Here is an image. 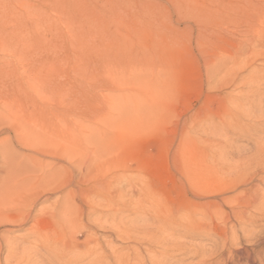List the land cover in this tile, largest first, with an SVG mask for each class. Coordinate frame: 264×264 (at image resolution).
<instances>
[{
    "label": "rangeland",
    "instance_id": "374dc122",
    "mask_svg": "<svg viewBox=\"0 0 264 264\" xmlns=\"http://www.w3.org/2000/svg\"><path fill=\"white\" fill-rule=\"evenodd\" d=\"M0 13V104L10 103V174L26 167L28 176L39 160L53 161L22 148V128L41 131L27 139L40 151L74 152L77 166L59 171L58 187L62 193L71 185L80 189L78 200L88 211L77 229L93 228L103 238L97 217L114 210L123 222L135 212L155 215L160 203H185L188 210L195 196L212 197L192 184L200 170L263 162L264 0H0ZM56 130L60 137L51 143L48 135ZM87 153L97 156L95 164L81 156ZM252 169L237 194L253 180L264 195L255 176L260 168ZM43 195L37 209H50L59 196ZM35 222L44 227L47 216L11 236L26 235ZM196 232L183 239L186 252L177 264H198L202 249L212 248L204 236L214 235ZM263 235L251 240L255 253L264 251V243L256 244ZM108 241L107 252L125 244L114 235ZM145 247L140 254L147 260Z\"/></svg>",
    "mask_w": 264,
    "mask_h": 264
},
{
    "label": "bare ground",
    "instance_id": "6f19581e",
    "mask_svg": "<svg viewBox=\"0 0 264 264\" xmlns=\"http://www.w3.org/2000/svg\"><path fill=\"white\" fill-rule=\"evenodd\" d=\"M26 10L31 15L30 7ZM16 20L14 19L15 22ZM37 27H40L39 24ZM0 123H5V127L0 131L5 135L0 140V264H171L173 260H176V264L183 263L184 259L180 257L177 259L179 253L186 252L183 239L190 237V234L195 231L202 233L206 229L214 235L215 239L204 236L213 244L211 249L199 251L201 254L198 258L203 261L201 260L198 264H264V251L255 253L251 247L255 244H251V240L255 236L264 234V195L261 196L260 185H255L253 180L250 182L251 187L244 188L241 194H237L238 182L249 169L260 168L255 173L258 180H255L259 184H264V160L262 158L256 159L263 162H258L257 165L256 162L254 167H251L254 163L251 161L250 164L248 160V164L235 162L222 169L212 166L197 172V178L192 183L194 188L200 194H210L212 197L203 200L200 195L195 196L196 199L189 202L188 210L185 203H179L176 207H173L172 203L171 207L176 209L160 203L159 206L156 205L160 208L154 212L155 215L152 213L153 216H146L135 212L133 213L134 218L126 222H123V216L119 217V213L115 210L108 215H99L97 217L98 227L104 232H102L103 238H97L98 230L87 226L81 230L77 229L79 219L84 220L85 213L88 211L80 205L78 200L77 195L81 194L80 189L73 188L71 185L62 193L58 187L59 171L75 168L77 165L74 163V157L77 155L71 150L63 149L54 153L56 149L50 146L40 151L34 141L27 139L39 137L41 131L22 128L21 132L26 135L20 134L19 136L22 148L38 156L49 155L53 161L44 162L38 159L39 163H36L38 168L29 171L28 176H24L28 171L26 167L23 170L22 168L17 170L21 173L10 174L9 101L0 104ZM66 126L67 139L71 140L72 126ZM56 132L57 130L53 132L51 138V135H48L51 143V139L60 137ZM49 150H54V152L48 153ZM94 155V153H87L81 156L93 165L97 160ZM31 156L33 155L27 157L35 158ZM64 160H66V165L62 164ZM220 190L227 191V195H221L218 198L216 194H219ZM44 192L59 194L58 199L48 210L36 208L44 198V195L42 196ZM106 207L105 203L101 205L102 209ZM165 208L170 210L166 209L170 213H168L169 216L165 214ZM44 215L47 216L46 226L40 227L35 222L26 235L11 236L15 230L22 228L35 217ZM143 219L147 224L141 225L140 230L138 223L141 220L145 224ZM206 220L209 221V225L206 224L208 226L204 224ZM112 235L125 244L123 248H112L110 252L109 250L107 252L106 250L112 243L108 239ZM262 243H264V237L256 241V244ZM142 245L146 246L143 251L149 255L147 260L142 257L143 254H140ZM194 249L196 250V247ZM205 255H208L209 260L205 259Z\"/></svg>",
    "mask_w": 264,
    "mask_h": 264
}]
</instances>
